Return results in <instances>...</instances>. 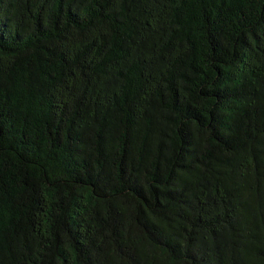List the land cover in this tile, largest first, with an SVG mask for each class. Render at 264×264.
Wrapping results in <instances>:
<instances>
[{
    "label": "trees",
    "instance_id": "obj_1",
    "mask_svg": "<svg viewBox=\"0 0 264 264\" xmlns=\"http://www.w3.org/2000/svg\"><path fill=\"white\" fill-rule=\"evenodd\" d=\"M0 264H264V0H0Z\"/></svg>",
    "mask_w": 264,
    "mask_h": 264
}]
</instances>
